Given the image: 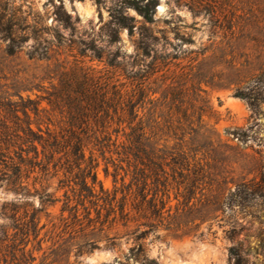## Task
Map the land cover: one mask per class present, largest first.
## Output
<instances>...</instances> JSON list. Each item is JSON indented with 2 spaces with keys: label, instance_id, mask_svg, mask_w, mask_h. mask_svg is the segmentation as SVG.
<instances>
[{
  "label": "rangeland",
  "instance_id": "obj_1",
  "mask_svg": "<svg viewBox=\"0 0 264 264\" xmlns=\"http://www.w3.org/2000/svg\"><path fill=\"white\" fill-rule=\"evenodd\" d=\"M79 2L96 6L89 28L77 27L81 17L67 13L63 0H0V16L12 19L17 39L24 40L19 51L10 53L0 34V136L4 124L16 119L12 108L21 101L16 93L47 96L64 69L79 66L118 85L128 81L124 70L139 72L144 77L136 84L153 90L140 109L153 141L183 152L189 161L183 183L170 190L172 205L178 202L175 194H185L199 174L191 201L195 208L178 219V227L162 224L151 233L145 239L147 255L160 264H264V202L249 197L223 205L237 184L254 188L264 178V82L255 81L264 72V0H157L155 21L147 24L154 37L149 55L139 49L138 33L130 35L115 25L111 14L120 0ZM161 6L164 13L158 12ZM128 13L137 25L144 23L134 9ZM64 31H69L67 37ZM237 88L254 99L236 96ZM95 156L98 179L112 190L113 167L107 174V159L98 151ZM4 164L0 158V175ZM62 176L52 167L37 168L23 178L21 190L0 181V258L11 260L6 245L15 231L10 218L15 203L22 206V216L42 208L37 217L43 228L27 245L36 256L31 264H140L126 257L133 237H121L113 248L106 241L107 230L83 229L71 224L68 211L62 215L65 191L73 203L77 200L71 186L60 187ZM49 196L60 201L45 202ZM144 222L139 217L129 228L141 232L147 228Z\"/></svg>",
  "mask_w": 264,
  "mask_h": 264
},
{
  "label": "trees",
  "instance_id": "obj_2",
  "mask_svg": "<svg viewBox=\"0 0 264 264\" xmlns=\"http://www.w3.org/2000/svg\"><path fill=\"white\" fill-rule=\"evenodd\" d=\"M156 6L157 0H120L119 7L111 14L118 28H127L130 35L138 33V47L144 55L150 54L149 45L154 38L147 24L155 21ZM130 8L142 16L144 23L137 25L135 17L128 13ZM14 25L12 19L0 16V34L8 40L10 53L19 51L24 44V40L17 39ZM124 71L128 81L118 85L74 66L62 70L59 85L47 96L37 94L36 98L30 95L25 98L18 91L16 95L21 101H16L12 108L16 119L12 125L4 124L0 136V158L5 161L0 181H10L16 190H21L23 178L37 168L48 171L52 167L56 174L62 171L60 187L71 186L77 196L73 203L68 191L64 193L61 212L62 215L69 212L71 224L83 229L107 230L106 241L113 248L121 237H133L134 244L126 254L127 259L132 258L140 264H160L147 255L145 239L155 234L162 224L178 227V219L192 212L195 208L191 203L193 189L199 174L195 173L185 194H175L178 202L172 205L170 190L175 184L183 183L180 179L184 178V169H189L188 158L181 151H171L153 141L144 116L140 114V109L151 100L153 90L150 86H140L139 82L136 84L135 81L144 77L139 72ZM255 81L264 82V72ZM234 94L255 97L240 88ZM43 101L48 106H44ZM95 151L107 159L104 168L107 174L110 165L113 167L112 190L105 188L98 179L99 160ZM181 195L183 200L179 198ZM249 197L264 202L263 177L254 188L237 184L224 197L223 205L232 206L237 199ZM48 201H60V197L49 196L45 199ZM21 208L15 203L11 207L10 218L15 231L6 245L11 260L0 258L8 264H31L36 260L27 245L31 235L36 239L43 228L37 217V211L42 208L30 213L25 211L23 216L19 215ZM139 217L146 219L143 225L147 228L141 232H138L139 227L129 228ZM119 226L127 228L126 232H120ZM112 229H116L113 234L109 232ZM94 247L79 252L92 251Z\"/></svg>",
  "mask_w": 264,
  "mask_h": 264
},
{
  "label": "clouds",
  "instance_id": "obj_3",
  "mask_svg": "<svg viewBox=\"0 0 264 264\" xmlns=\"http://www.w3.org/2000/svg\"><path fill=\"white\" fill-rule=\"evenodd\" d=\"M40 8V11L43 12V8L38 6ZM63 7L66 10L67 13L71 14L72 16H76L79 15L81 17V23L77 25L78 28H89V20L95 22L96 20V6L95 4L92 3H86V4H82L79 2V0H72V2H70V0H63ZM49 10H51L52 6L49 5L48 6ZM73 8H75L77 11L74 12ZM158 12L159 13H164L165 12V8L163 6L158 8ZM133 14H135L133 12ZM105 17L107 16V13H104ZM53 23V21L51 19L48 20V24L51 25ZM64 36H68L69 35V31H64L62 33ZM32 44V41L29 40L28 44L26 45V47H30V45ZM127 52L131 53L133 51V49L131 47H128ZM125 251H127V249L125 248ZM91 264H96V262L93 260L91 261Z\"/></svg>",
  "mask_w": 264,
  "mask_h": 264
},
{
  "label": "bare ground",
  "instance_id": "obj_4",
  "mask_svg": "<svg viewBox=\"0 0 264 264\" xmlns=\"http://www.w3.org/2000/svg\"><path fill=\"white\" fill-rule=\"evenodd\" d=\"M233 106L235 107H239V103L238 102H233ZM242 108V107H241Z\"/></svg>",
  "mask_w": 264,
  "mask_h": 264
}]
</instances>
